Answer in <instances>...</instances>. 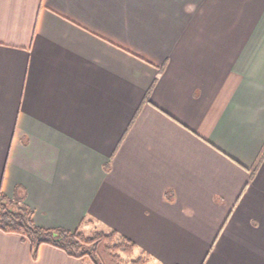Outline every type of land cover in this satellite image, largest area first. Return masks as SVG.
Segmentation results:
<instances>
[{
	"label": "crops",
	"instance_id": "crops-1",
	"mask_svg": "<svg viewBox=\"0 0 264 264\" xmlns=\"http://www.w3.org/2000/svg\"><path fill=\"white\" fill-rule=\"evenodd\" d=\"M0 191L149 264H264V0H0ZM0 264L92 263L0 229Z\"/></svg>",
	"mask_w": 264,
	"mask_h": 264
},
{
	"label": "trees",
	"instance_id": "trees-1",
	"mask_svg": "<svg viewBox=\"0 0 264 264\" xmlns=\"http://www.w3.org/2000/svg\"><path fill=\"white\" fill-rule=\"evenodd\" d=\"M86 220L81 222L83 225ZM0 229L18 233L29 240L34 254L43 244L64 250L68 255L92 264H149V255L135 257L137 244L117 230H95L85 233L57 227L45 228L33 220V210L20 198L8 197L0 191ZM127 257V258H126Z\"/></svg>",
	"mask_w": 264,
	"mask_h": 264
},
{
	"label": "rangeland",
	"instance_id": "rangeland-1",
	"mask_svg": "<svg viewBox=\"0 0 264 264\" xmlns=\"http://www.w3.org/2000/svg\"><path fill=\"white\" fill-rule=\"evenodd\" d=\"M197 249L199 250V248H196V250H197ZM126 258H127V257H126Z\"/></svg>",
	"mask_w": 264,
	"mask_h": 264
}]
</instances>
